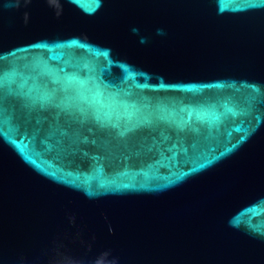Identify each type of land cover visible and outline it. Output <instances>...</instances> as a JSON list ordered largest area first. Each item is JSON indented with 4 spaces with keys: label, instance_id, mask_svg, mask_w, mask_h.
<instances>
[{
    "label": "water",
    "instance_id": "95a60500",
    "mask_svg": "<svg viewBox=\"0 0 264 264\" xmlns=\"http://www.w3.org/2000/svg\"><path fill=\"white\" fill-rule=\"evenodd\" d=\"M0 264H264V0H0Z\"/></svg>",
    "mask_w": 264,
    "mask_h": 264
}]
</instances>
